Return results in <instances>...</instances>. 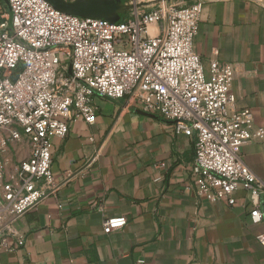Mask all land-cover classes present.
I'll list each match as a JSON object with an SVG mask.
<instances>
[{
  "label": "crops",
  "instance_id": "1",
  "mask_svg": "<svg viewBox=\"0 0 264 264\" xmlns=\"http://www.w3.org/2000/svg\"><path fill=\"white\" fill-rule=\"evenodd\" d=\"M194 1L202 3L196 54L206 69L232 65L231 109H249L252 131L264 129V0L183 4ZM91 103L94 124L72 121L64 139H51L58 189L15 223L0 264H264L249 192L238 191L234 205L197 196L193 139L133 96ZM29 154L25 141L2 151L7 178ZM240 156L264 183V137ZM117 217L126 225L105 234L104 221Z\"/></svg>",
  "mask_w": 264,
  "mask_h": 264
},
{
  "label": "built area",
  "instance_id": "2",
  "mask_svg": "<svg viewBox=\"0 0 264 264\" xmlns=\"http://www.w3.org/2000/svg\"><path fill=\"white\" fill-rule=\"evenodd\" d=\"M121 4L129 16L109 22L45 0H0V154L12 143L30 148L10 179L0 161V250H8L15 223L57 191L51 139H64L72 121L94 124L95 95L133 96L145 112L172 123L176 136L193 139L197 196L234 205L245 190L252 223L264 226V183L240 156L264 129L252 131L249 109H231L232 65L214 60L206 69L194 50L202 3ZM126 223L108 218L103 232ZM255 239L264 249V229Z\"/></svg>",
  "mask_w": 264,
  "mask_h": 264
},
{
  "label": "water",
  "instance_id": "3",
  "mask_svg": "<svg viewBox=\"0 0 264 264\" xmlns=\"http://www.w3.org/2000/svg\"><path fill=\"white\" fill-rule=\"evenodd\" d=\"M54 8L75 16L84 18H98L109 22H117L123 12L121 0H78L66 2L64 0H45Z\"/></svg>",
  "mask_w": 264,
  "mask_h": 264
},
{
  "label": "rangeland",
  "instance_id": "4",
  "mask_svg": "<svg viewBox=\"0 0 264 264\" xmlns=\"http://www.w3.org/2000/svg\"><path fill=\"white\" fill-rule=\"evenodd\" d=\"M144 1L145 3H148L150 1H153V0H142ZM170 4L172 5H176V6H183L185 4H183V0H167ZM146 5V4H145ZM147 9V8H146ZM129 16V13L126 12V11H123L122 14L119 16L120 20Z\"/></svg>",
  "mask_w": 264,
  "mask_h": 264
}]
</instances>
